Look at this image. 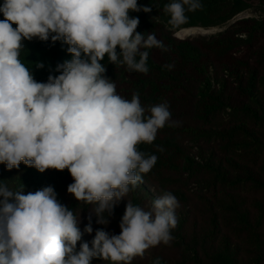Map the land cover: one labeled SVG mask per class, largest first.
I'll use <instances>...</instances> for the list:
<instances>
[{
	"label": "clouds",
	"instance_id": "9594fccd",
	"mask_svg": "<svg viewBox=\"0 0 264 264\" xmlns=\"http://www.w3.org/2000/svg\"><path fill=\"white\" fill-rule=\"evenodd\" d=\"M201 8L200 0H171L163 11L176 29L187 22L186 11ZM151 10L138 0H4L0 5L5 17L0 20V164L11 170L23 162L41 173L67 169L73 179L68 193L95 205L91 213L98 224L106 225L104 214L143 183L142 174L157 157L137 146L152 143L171 119L166 102L145 109L139 93L131 100L117 94L101 63L107 56L129 72L148 73L146 49L167 48L154 33L137 32L139 18L129 13ZM49 37L66 43L72 58L57 65L60 75L37 82L19 59L22 42ZM178 207L168 191L148 211L127 202L120 234L97 229L91 247L83 242L77 250L79 219L51 186L22 194L0 185V264H91L93 258L131 264L150 247L171 242ZM84 232H93L91 216Z\"/></svg>",
	"mask_w": 264,
	"mask_h": 264
},
{
	"label": "trees",
	"instance_id": "16d2710c",
	"mask_svg": "<svg viewBox=\"0 0 264 264\" xmlns=\"http://www.w3.org/2000/svg\"><path fill=\"white\" fill-rule=\"evenodd\" d=\"M252 1L200 0L202 8L186 11L187 22L173 29L163 11L171 0H138L139 6L152 10L129 13L139 18L137 32L145 37L154 33L167 51L146 49L147 74L129 72L107 56L101 61L117 94L131 100L139 93L145 109L166 102L171 113L152 143L137 146L157 157L155 165L142 174L143 183L104 214L108 223L103 228L110 222L120 224L127 202L148 211L165 191L177 198V225L169 243L173 253L136 256L131 264H154L157 258L161 264H264V19H238L209 37L175 36L186 28L193 33L200 28L191 27L226 25L251 9ZM257 1L264 8V0ZM22 43L19 59L37 82L60 75L57 65L72 58L69 46L53 43L51 37ZM191 180L196 183L193 192L188 188ZM71 183L67 169L41 173L23 162L11 170L0 164V185L22 194L51 186L57 200L79 219L95 205L68 193ZM83 242L77 243V250ZM91 264L111 262L93 258Z\"/></svg>",
	"mask_w": 264,
	"mask_h": 264
},
{
	"label": "rangeland",
	"instance_id": "374dc122",
	"mask_svg": "<svg viewBox=\"0 0 264 264\" xmlns=\"http://www.w3.org/2000/svg\"><path fill=\"white\" fill-rule=\"evenodd\" d=\"M253 7L251 9H248L246 11H244L243 13H241V15H237V17L230 23H227L226 25L223 26H218V27H210V28H203V27H191V28H200V29H194L193 33L186 30V29H182L179 32H182L183 35L178 36L179 33L176 32L177 34H175L176 36L180 37V38H198V37H209L212 35H216L220 32L225 31L230 24H232L233 22H235L236 20H238L237 18L239 16H244L243 18H257V19H264V8L262 7V5L260 4L259 1L257 0H253ZM241 18V19H243ZM191 33L190 36H188V34ZM183 36V37H182ZM187 179V178H186ZM190 190H195L196 188V183L194 180L189 181V187ZM92 212V211H91ZM89 213L87 215H80L79 217V223H78V227L80 228L81 232H82V238L84 239L86 242L91 244V241L94 239L95 236V232L97 229H103L104 231L108 232L109 235H118L120 234V227H119V223H115V222H110L105 228H103L102 224H98L96 222V218L94 219V214ZM91 216V224H92V228H93V232L91 234L84 232V228L85 226L89 223V217ZM154 252H161V253H165V254H171L173 253L171 247L169 244L165 245L163 243L155 246V247H150L149 249H147L144 253L143 256H148L151 253ZM141 257V256H139Z\"/></svg>",
	"mask_w": 264,
	"mask_h": 264
},
{
	"label": "bare ground",
	"instance_id": "6f19581e",
	"mask_svg": "<svg viewBox=\"0 0 264 264\" xmlns=\"http://www.w3.org/2000/svg\"><path fill=\"white\" fill-rule=\"evenodd\" d=\"M178 33H179V35H178V36H181V35H183V33H182V32H179V31H178ZM176 34H177V33H176ZM190 35H191V33H189V34H188V36H190ZM182 37H183V36H182Z\"/></svg>",
	"mask_w": 264,
	"mask_h": 264
},
{
	"label": "built area",
	"instance_id": "2783aa9c",
	"mask_svg": "<svg viewBox=\"0 0 264 264\" xmlns=\"http://www.w3.org/2000/svg\"><path fill=\"white\" fill-rule=\"evenodd\" d=\"M239 15H241V14H239ZM244 16H239L237 19H241V18H243Z\"/></svg>",
	"mask_w": 264,
	"mask_h": 264
},
{
	"label": "water",
	"instance_id": "95a60500",
	"mask_svg": "<svg viewBox=\"0 0 264 264\" xmlns=\"http://www.w3.org/2000/svg\"><path fill=\"white\" fill-rule=\"evenodd\" d=\"M176 36V35H175ZM177 37V36H176ZM178 38V37H177Z\"/></svg>",
	"mask_w": 264,
	"mask_h": 264
}]
</instances>
